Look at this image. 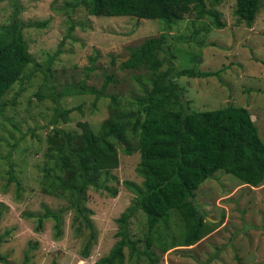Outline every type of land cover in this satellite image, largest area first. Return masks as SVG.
<instances>
[{
    "label": "rangeland",
    "instance_id": "374dc122",
    "mask_svg": "<svg viewBox=\"0 0 264 264\" xmlns=\"http://www.w3.org/2000/svg\"><path fill=\"white\" fill-rule=\"evenodd\" d=\"M67 3L71 0H0V26L13 19L20 22L35 61L43 64L52 57L50 69L60 84L84 80L100 88L107 75L113 77L104 90L107 96L97 100L92 94L60 96L59 106L74 110L67 122L58 117V127L80 131L78 122H88L97 130L109 116L110 94H116L126 109H133L132 97L142 93L140 85L149 81L150 73L143 67L122 68L119 61L127 59L130 47L164 32L169 38L159 53L161 70L216 72L206 77H173L187 107L196 111L245 107L264 142V0L250 25L233 14L235 0L208 1L206 7L219 13L223 28L193 15L171 27L152 19L93 16L82 5ZM71 24L74 28L69 31ZM30 70L31 65L25 72ZM38 91H48L40 69L30 79L13 84L4 97L9 103L0 114V235L4 237L0 253L6 260L0 264H22L26 254V264H97L120 239L116 218L135 197L124 182L142 181L136 171L139 151L125 155L117 148L118 166L95 177L106 188L86 190L85 205L92 211L88 217L95 231L87 257L81 251L88 230H75L72 209L62 213L59 236L50 218L35 230L36 217L26 214L42 213L44 206L56 210L68 205L67 196L42 190L44 168L51 165L47 135L56 105L49 98L37 99ZM9 167L18 184L9 178ZM194 199L215 224L209 234L193 245L163 252L153 242L147 245V217L136 209L128 218L127 236L138 253L129 256L125 247L122 264H264V181L250 186L219 170L198 186ZM181 224L173 213L165 232L175 237Z\"/></svg>",
    "mask_w": 264,
    "mask_h": 264
},
{
    "label": "trees",
    "instance_id": "16d2710c",
    "mask_svg": "<svg viewBox=\"0 0 264 264\" xmlns=\"http://www.w3.org/2000/svg\"><path fill=\"white\" fill-rule=\"evenodd\" d=\"M208 1L218 3L220 0H71L67 5H82L93 16L152 19L168 27L186 15H193L198 19L206 18L214 28H223L219 13L206 7ZM260 1L235 0L233 14L250 25L260 9ZM20 27L21 23L15 19L0 26V114L9 103L4 97L13 84L22 78L30 79L35 70L40 69L48 91L35 92L34 96L39 100L49 98L56 105L50 121L52 128L47 135V141L52 145L51 165L44 168L42 190L47 194L67 196L68 201V205L60 209L44 206L42 213L26 214L36 217L35 230H40L44 219L50 218L54 221L55 234L59 236L62 213L72 209L77 223L75 230L80 232L82 227L88 230L81 251V255L87 257L95 231L88 217L92 211L85 205L86 190L89 187L106 188L102 182L95 181V177L118 166L117 148L125 155L139 151L136 171L142 181L140 184L124 182L135 197L131 206L116 218L120 239L109 255L97 264H122L125 247L129 256L138 253L136 243L127 236V221L136 209H141L147 217V245L152 246L153 242L165 252L176 246L193 245L211 232L215 224L207 219L194 197L198 186L217 171H225L250 186H258L264 181V142L249 111L241 106L201 111L188 108L173 77H206L216 72L193 71L192 68L161 70L163 62L159 53L168 42L167 33L145 38L129 48L126 60L119 61L122 68L143 67L150 73L149 81L140 85L142 93L132 97L130 105H135L133 109H126L116 94H110V113L99 128L94 130L88 122H78L80 131H75L56 125L58 117L67 122L74 110L72 107L61 108L58 98L92 94L97 100L107 96L104 90L113 79L112 75L106 76L100 88L86 85L84 80L60 84L50 69L52 57L43 64L37 63ZM73 28L71 24L69 31ZM29 65L31 70L27 73L25 70ZM7 173L18 184L11 167ZM173 213L182 221L175 237L165 232ZM3 240L0 235V244ZM147 254L143 253L144 256ZM27 259L26 254L22 264H26ZM0 261L6 262L1 253Z\"/></svg>",
    "mask_w": 264,
    "mask_h": 264
},
{
    "label": "water",
    "instance_id": "95a60500",
    "mask_svg": "<svg viewBox=\"0 0 264 264\" xmlns=\"http://www.w3.org/2000/svg\"><path fill=\"white\" fill-rule=\"evenodd\" d=\"M138 20V19H137ZM212 221V220H211Z\"/></svg>",
    "mask_w": 264,
    "mask_h": 264
}]
</instances>
